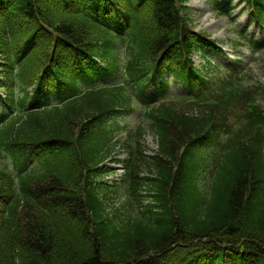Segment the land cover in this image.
<instances>
[{
  "label": "trees",
  "instance_id": "trees-1",
  "mask_svg": "<svg viewBox=\"0 0 264 264\" xmlns=\"http://www.w3.org/2000/svg\"><path fill=\"white\" fill-rule=\"evenodd\" d=\"M45 1H0V55L10 72L9 91L16 90L21 103L29 86L41 85L43 70L65 81L59 73L71 78L93 55L108 61L114 45L94 22L114 0L77 1L83 10L78 16L49 13ZM123 1L135 25L125 88L74 95L61 107L0 128V148L17 168L44 153L37 173L17 183L0 162V264H264L262 83L245 88L239 81L188 116L169 117L164 106L141 107L142 124L120 140L135 154L124 185L108 187L100 179L96 166L113 149L111 135L101 129L105 118L135 110L142 97L139 84L150 61L140 63V54L168 48L177 69L189 49L204 45L184 29L175 0ZM57 42L68 54L53 52L56 65L43 69ZM239 112L245 113L244 127L221 146L220 164L209 162L219 166L206 185L204 154L213 151L217 130L233 133L228 117ZM148 133L158 138L152 156L144 155Z\"/></svg>",
  "mask_w": 264,
  "mask_h": 264
},
{
  "label": "rangeland",
  "instance_id": "rangeland-1",
  "mask_svg": "<svg viewBox=\"0 0 264 264\" xmlns=\"http://www.w3.org/2000/svg\"><path fill=\"white\" fill-rule=\"evenodd\" d=\"M188 5L191 8L192 13V25L195 27L197 31H202L208 34H215L216 37H221V32H216L215 30V22L213 19L210 18L209 14L206 12L205 8V0H190ZM219 23L220 21H216ZM222 24V23H221ZM149 149L153 150L155 145L148 139L147 142Z\"/></svg>",
  "mask_w": 264,
  "mask_h": 264
}]
</instances>
